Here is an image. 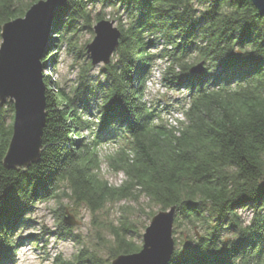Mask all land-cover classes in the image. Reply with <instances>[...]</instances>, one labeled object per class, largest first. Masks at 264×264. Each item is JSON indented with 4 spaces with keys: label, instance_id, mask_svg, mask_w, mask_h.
Listing matches in <instances>:
<instances>
[{
    "label": "trees",
    "instance_id": "trees-1",
    "mask_svg": "<svg viewBox=\"0 0 264 264\" xmlns=\"http://www.w3.org/2000/svg\"><path fill=\"white\" fill-rule=\"evenodd\" d=\"M25 1L0 0V36L4 23L40 0ZM196 2L205 10L191 0H67L58 10L41 59L50 73L43 72L41 157L26 169L4 166L14 106L0 103V264L15 263V234L34 206L57 198L61 188L92 215L141 197L160 210L176 207L174 224L200 227L204 235L174 247L167 264H264V14L249 0ZM94 6L103 9L97 21L109 9L119 21V45L100 81L66 93L51 82L57 50L81 27L91 28ZM156 60L167 62L164 86L187 93L185 120L177 126L143 101ZM199 64L201 71L192 73ZM117 141L123 146L108 158L125 180L113 186L100 175L99 151ZM240 209L252 214L243 228ZM103 224L112 237L109 259L83 248L53 264H111L140 250L129 238L136 233L129 218ZM59 229L71 236L63 219ZM225 233L238 238L221 242Z\"/></svg>",
    "mask_w": 264,
    "mask_h": 264
},
{
    "label": "rangeland",
    "instance_id": "rangeland-1",
    "mask_svg": "<svg viewBox=\"0 0 264 264\" xmlns=\"http://www.w3.org/2000/svg\"><path fill=\"white\" fill-rule=\"evenodd\" d=\"M25 2H30L26 0ZM24 2V3H25ZM90 8L91 28L86 25L81 27L79 31L71 38L68 44L61 46L57 50L56 65L60 62L61 52L66 51L67 57L64 61L65 71L56 72V67L51 74V82L55 83V87H59L66 93H70L72 89L80 83L91 84L102 79L101 64L93 66L91 64L90 54L87 52V45L94 38L93 27L97 23L96 8ZM95 13V15H93ZM104 19L115 22L118 26L119 21L111 12L105 10ZM93 21L95 24L93 25ZM114 57V56H113ZM112 57V58H113ZM111 58V60H112ZM71 60L72 63H68ZM43 64V70L46 69L48 62ZM167 66L165 60H156L149 74L148 81L153 80L154 85L159 84L161 89H166L163 97L153 95L146 92L143 99L148 107L157 110V113L164 123H168L163 119L165 115L182 111L187 105V93L180 91L168 90L162 82V72ZM52 69V67H51ZM43 72V71H42ZM156 73H159L157 76ZM53 75H59L64 86L61 87L59 82L53 79ZM159 91V90H158ZM85 136L89 138L87 132ZM123 146L121 141L106 143L101 146L99 155L101 159L100 175L108 183L113 186L121 185L125 180V176L121 172H117L109 162V158ZM61 188L57 198L45 202H39L34 206L33 212L28 216V222L23 228H20L15 234L18 240V249L14 264H53L55 258H64L70 260L83 248H88L100 255L104 259H109L107 247L111 246V234L108 228L102 227L101 224L109 226L110 224L118 225L120 219L129 218L134 223L136 233L130 234L131 238L138 246H142L143 233L154 215L160 212V208L150 203L145 197H141L135 201H121L118 203H109L104 210L92 215L84 205L75 206L66 196L67 192ZM64 191V192H63ZM64 213L73 219L75 225L71 227V236L63 234L59 229L61 213ZM252 216L249 210L244 211L245 220ZM203 230L200 227H193L189 223L181 222V224L173 226L174 247H178L182 241L199 235ZM108 244V245H107ZM107 245V246H106ZM112 261V260H111Z\"/></svg>",
    "mask_w": 264,
    "mask_h": 264
},
{
    "label": "water",
    "instance_id": "water-1",
    "mask_svg": "<svg viewBox=\"0 0 264 264\" xmlns=\"http://www.w3.org/2000/svg\"><path fill=\"white\" fill-rule=\"evenodd\" d=\"M67 0H40L32 4L23 17L8 21L1 27L5 45L0 51V103L8 96L13 102L14 118L12 137L4 158L7 169H26L40 161L42 135L45 126V83L43 64L46 56L50 27L54 16ZM264 14V0H249ZM94 38L87 45L93 66L110 63L119 45L121 32L115 22L107 19L97 21L93 27ZM202 64L192 68L201 71ZM176 207L161 210L154 215L143 233V243L138 252L119 255L111 264H167L173 250V226ZM68 226L75 225L66 214Z\"/></svg>",
    "mask_w": 264,
    "mask_h": 264
},
{
    "label": "clouds",
    "instance_id": "clouds-1",
    "mask_svg": "<svg viewBox=\"0 0 264 264\" xmlns=\"http://www.w3.org/2000/svg\"><path fill=\"white\" fill-rule=\"evenodd\" d=\"M44 2L48 3L49 0H44ZM191 3L193 4L194 8H200L201 11L205 10L204 6L198 4L196 2V0H191ZM96 11L99 12L100 8L97 7ZM108 11H111V9H109ZM93 15H95V13H93ZM198 15H199V13H198ZM94 24H95V21H93V25ZM4 45H5V38H4V35H3V36H0V51H3ZM66 57H67V52L66 51L61 52V55L59 57V61L60 62L56 65V72L59 73V72H64L65 71L64 61H65ZM68 63H72V61L69 60ZM100 67H103V63H101ZM42 71L44 72L45 75L50 74L49 71H47V70H43L42 69ZM156 75L158 76L159 73H156ZM53 79L58 81L61 87L64 86L63 81L60 79L59 75H53ZM145 91L146 92H151L153 95H157L158 97H163L167 90L166 89H161V86L159 84H155L154 85V81L153 80H149V81L146 82ZM147 98H148L147 96L144 97V99H147ZM9 99H11L13 101L16 100V98L13 97V96H8L7 100H9ZM187 110L188 109L186 107L183 111H179V112L173 113L172 115L163 116V119L168 122V126L169 127L177 126L178 125V121H184L185 120V112ZM160 122H161L160 120H154L153 124H159ZM238 214L243 217L244 216V210L243 209L238 210ZM251 219H252L251 216H249L245 220L244 224L241 225V227L243 228L244 226L250 224L251 223ZM201 235H204V233L201 232ZM237 238H238V234L237 233H225V234H223L220 237V240H221V242L228 241V240H233L234 241Z\"/></svg>",
    "mask_w": 264,
    "mask_h": 264
}]
</instances>
